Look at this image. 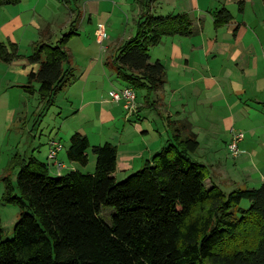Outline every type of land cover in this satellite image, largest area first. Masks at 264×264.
Returning a JSON list of instances; mask_svg holds the SVG:
<instances>
[{
	"label": "trees",
	"instance_id": "trees-1",
	"mask_svg": "<svg viewBox=\"0 0 264 264\" xmlns=\"http://www.w3.org/2000/svg\"><path fill=\"white\" fill-rule=\"evenodd\" d=\"M21 1L0 0V6ZM157 1L134 0L139 7L135 34L112 58L116 78L144 91L147 107L155 106L150 95L166 82L163 65L150 62V48L162 38L192 35L185 14L154 15ZM212 18L219 28L231 15L222 7ZM79 19L78 11L54 46L36 42L27 57L38 68L27 74L21 89L37 94L46 107L76 79L66 47L78 36ZM18 58L16 44L0 42L1 63ZM165 121L170 140L118 182L113 176L115 146H90L80 133L70 137L66 158L85 167L90 151L95 157L91 174H52L32 154L14 156L8 168L16 169L15 187L3 177L1 201L20 213L11 239H3L0 228V264H264V182L229 193L215 185L207 188L204 166L191 158L199 147L191 124L169 117ZM242 200L249 203L246 209L239 207ZM103 207L113 210L109 225L99 217Z\"/></svg>",
	"mask_w": 264,
	"mask_h": 264
},
{
	"label": "crops",
	"instance_id": "crops-1",
	"mask_svg": "<svg viewBox=\"0 0 264 264\" xmlns=\"http://www.w3.org/2000/svg\"><path fill=\"white\" fill-rule=\"evenodd\" d=\"M239 4L241 11H238ZM222 7L230 13L231 20L215 28L212 12ZM152 13L163 17L185 14L192 31L190 37L162 38L149 50L150 62L159 61L166 74L162 89L150 95L155 106L147 107L143 103L144 91L140 96L136 94V111L129 116L123 113L122 107L117 109L120 105L116 107L117 104L110 102L108 97L98 101L102 91L106 90L108 94L114 89L108 76L113 70L107 71L105 63L98 65L90 61L81 74L78 92L72 91L74 82L64 89L70 99H66L68 109L74 110L66 118L73 119L78 126L75 133L84 135L88 142L89 133L96 137L103 132L108 134L109 143L117 150L113 176L116 173L127 175L140 169L170 140L167 117L185 119L191 124L199 144L191 158L201 165L204 161L208 167H219L218 177L214 175L206 180L210 186H221L228 181L261 184L264 182V0H158ZM81 15L79 22L87 16V23L92 24V17L85 10ZM108 18L107 11H103L97 27L105 29ZM66 48L74 59L73 53ZM37 68L34 64L31 71ZM123 85L121 88L127 87ZM94 121L97 132L84 128ZM60 130L54 136H46L43 144L39 143L47 147L42 156L35 149L36 158L41 162L49 165L48 144L50 141L61 143L57 138ZM237 131L247 138L238 144V156L230 160L227 144L231 134ZM64 135L68 134L65 132ZM42 136L41 132L39 141ZM62 147L57 161L62 163L63 170H75L76 163L66 158L68 146ZM201 149L204 152L199 154ZM50 170L55 174L53 167ZM212 178L216 179L213 181Z\"/></svg>",
	"mask_w": 264,
	"mask_h": 264
},
{
	"label": "rangeland",
	"instance_id": "rangeland-1",
	"mask_svg": "<svg viewBox=\"0 0 264 264\" xmlns=\"http://www.w3.org/2000/svg\"><path fill=\"white\" fill-rule=\"evenodd\" d=\"M83 10L91 15L92 24L87 23V16L81 19L77 25L78 36L73 37L67 44L68 49L74 55V75L76 77L74 83L76 84L73 85L72 91L75 92L79 90L80 77L85 72L88 62L94 61L98 65L105 63L107 71H110L112 69V58L116 50L126 40L134 36L139 13V7L134 0H128L126 4L114 0H65V2L62 0H22L16 6H0V42L5 45L8 43L16 44L17 54L19 55V58L10 64L0 62V228L5 240L12 238V230L20 213L17 206L1 201L4 192V183L1 179L8 177L13 187H15L16 169L8 168V163L16 155L21 157L26 155L27 157L32 152L35 157L38 156L35 149H38L39 154L42 156L47 149L44 145L40 146L44 142L43 139L50 134L54 136L60 128L57 138L61 140V144L65 149L69 144L70 137L78 128L73 119L66 118L74 112V110L68 109L69 106L66 102V99H68L66 96L67 90H64L63 94H59L53 104L47 107L40 102L37 94L28 95L23 92L21 86L26 84V74L32 70L31 68L34 65L28 63L27 57L31 54L32 45L36 42H44L54 46L62 35L68 33V25L75 17L76 12L79 11L81 15ZM103 11H107L109 18L107 23H104L105 29H102L103 39L98 43L94 30L101 21ZM108 76L111 77L113 90H120L124 86L123 82L115 78L112 71L108 72ZM105 91L98 95V101L107 99L108 94ZM135 94L140 96L141 91H136ZM117 105L116 107L120 105V108L117 109L121 110L122 103ZM123 113L125 112L123 111ZM95 116L97 117V115ZM84 128H90L93 132H97L96 121L87 127L84 126ZM41 132L43 136L39 141L38 138ZM65 132L68 135L65 136ZM236 133L243 132L237 131ZM245 137L247 138L244 134L242 141L246 139ZM89 139L90 146H100L109 143L110 140L105 132L98 137L89 133ZM241 147L240 144L239 148L241 149ZM202 152H204L203 149L198 151L199 154ZM227 153L228 159H234L230 156L228 148ZM65 161L67 160L65 159ZM202 162L208 175L207 180H210L214 175L218 177L219 167H208V164ZM49 166L52 169L50 162ZM94 166L95 157L88 151L87 165L82 167L76 164L75 170L82 174H91ZM67 170L69 169L62 170V173ZM130 174L120 175L116 173L114 177L118 182ZM212 179L214 181L216 178ZM205 186L210 187V183L205 181ZM259 186V183L245 185L228 181L223 182V185L218 188L224 193H229L234 189H253ZM14 194H17L16 190ZM248 206L249 203L246 200H242L239 204L242 209H246ZM112 213L111 208L103 207L99 217L109 225Z\"/></svg>",
	"mask_w": 264,
	"mask_h": 264
},
{
	"label": "built area",
	"instance_id": "built-area-1",
	"mask_svg": "<svg viewBox=\"0 0 264 264\" xmlns=\"http://www.w3.org/2000/svg\"><path fill=\"white\" fill-rule=\"evenodd\" d=\"M100 26L96 31V40L100 43L103 39V31ZM109 101L114 104L122 103V109L126 113L127 116L135 113L136 111V94L135 91L130 87H124L120 90H111L108 93ZM243 133H232L230 141L227 144V148L229 154L232 158H235L239 154L238 144L243 140ZM49 149L47 153V160L51 163V166L55 169V174H60V172L64 169L62 163L57 161V155L62 150V145L58 141H50Z\"/></svg>",
	"mask_w": 264,
	"mask_h": 264
}]
</instances>
